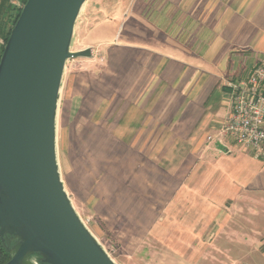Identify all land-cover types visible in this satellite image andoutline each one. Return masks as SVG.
<instances>
[{"label":"crops","instance_id":"1","mask_svg":"<svg viewBox=\"0 0 264 264\" xmlns=\"http://www.w3.org/2000/svg\"><path fill=\"white\" fill-rule=\"evenodd\" d=\"M75 32V50L92 56L67 62L59 135L115 140L152 160L168 204L193 201L185 221L228 231L251 204L249 229L263 234L264 160L236 143L234 153L205 144L232 111V84L264 57V0H113Z\"/></svg>","mask_w":264,"mask_h":264},{"label":"water","instance_id":"2","mask_svg":"<svg viewBox=\"0 0 264 264\" xmlns=\"http://www.w3.org/2000/svg\"><path fill=\"white\" fill-rule=\"evenodd\" d=\"M86 0H27L0 59V236L6 264H117L75 210L57 160V117ZM217 147H225L217 142Z\"/></svg>","mask_w":264,"mask_h":264},{"label":"rangeland","instance_id":"3","mask_svg":"<svg viewBox=\"0 0 264 264\" xmlns=\"http://www.w3.org/2000/svg\"><path fill=\"white\" fill-rule=\"evenodd\" d=\"M110 1L86 0L75 30L94 8ZM9 3L24 5L21 0ZM6 4L1 0L0 15ZM79 41L75 32L72 50ZM72 138L66 141L57 128L62 181L78 215L117 264H264V233L249 229L259 215L258 207L247 205L243 214L236 215L247 222H234L223 232L211 220L185 221L194 217L193 201L168 204L164 191L155 188L152 160L132 157L130 148L115 140L85 142L78 132ZM232 143L230 151H221L234 153ZM207 144L206 149L215 150Z\"/></svg>","mask_w":264,"mask_h":264},{"label":"built area","instance_id":"4","mask_svg":"<svg viewBox=\"0 0 264 264\" xmlns=\"http://www.w3.org/2000/svg\"><path fill=\"white\" fill-rule=\"evenodd\" d=\"M232 102L223 126L208 135L209 144L219 142L230 151L233 142L264 160V57L247 77L232 84Z\"/></svg>","mask_w":264,"mask_h":264},{"label":"trees","instance_id":"5","mask_svg":"<svg viewBox=\"0 0 264 264\" xmlns=\"http://www.w3.org/2000/svg\"><path fill=\"white\" fill-rule=\"evenodd\" d=\"M24 4L27 0H21ZM6 7L2 9L1 15L2 19L0 20V37L3 39V43H0V59L4 51L5 44L10 36L11 30L15 25L17 19L20 16L22 8L16 7L15 5L9 3V0H6ZM4 13L5 16H4ZM11 259V255L0 236V264H6Z\"/></svg>","mask_w":264,"mask_h":264}]
</instances>
